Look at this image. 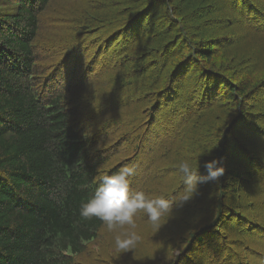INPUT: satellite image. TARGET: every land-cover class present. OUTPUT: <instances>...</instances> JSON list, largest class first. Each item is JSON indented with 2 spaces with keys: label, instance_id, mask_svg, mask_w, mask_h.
<instances>
[{
  "label": "rangeland",
  "instance_id": "rangeland-1",
  "mask_svg": "<svg viewBox=\"0 0 264 264\" xmlns=\"http://www.w3.org/2000/svg\"><path fill=\"white\" fill-rule=\"evenodd\" d=\"M77 1L84 4L85 0H61L43 18L41 28L45 34L41 42L46 46L41 45V48L50 54L55 53L50 59L53 70L59 69L73 86L89 84L101 92L94 95L91 90L88 95L81 96L80 104L81 109L99 110L92 129L106 138L109 143L106 146L110 145L117 151L118 157L113 159L112 165L136 164L132 188L142 189L150 196L175 198L184 191L181 174L177 170L180 160L191 158L202 165L209 161V156H219L217 143L226 136L227 167L245 164L255 156L256 162L250 167L253 177L251 182L242 186L237 182L232 186H228L231 184L226 181L223 183L221 193L226 196L224 202L227 204L224 206L228 208L225 216L231 215L230 220L233 221L228 219L229 222L220 226L225 239L208 233L205 244L194 246L191 264H237L240 251L235 246L240 243L241 247L245 243L244 234H250L246 232L251 230L237 231L252 223H255L252 233L255 232L251 240L255 244L246 251L249 264H264V83L259 90L262 92L255 99L251 95L245 103L249 112L240 114L235 105L226 104L222 96L217 95L214 82L206 81L202 72L186 67L176 84L179 93L175 100L168 105L164 102L162 108L156 103L157 114L146 116L143 112L152 111L153 106H149L154 103L150 89H157L156 86H161L169 78L174 57L179 59L187 53L184 51L187 41H182L173 31V26H176L173 21L167 16H164L166 20L162 19L165 9L158 12V0H116L111 5L138 7L141 13L137 19H123L119 16L122 13H116L105 18L106 28L100 35L81 34L68 12L71 6L78 9ZM169 1L186 25L189 39L195 44L216 39L221 46L228 43L224 50L221 49L223 56L218 55V60L231 72V78L236 73L239 76L253 74L257 82H262L264 35L255 32L260 27L249 22V12L243 17L231 10L232 0L229 3L226 0ZM259 1H262L261 9H264V0ZM143 37L160 40L164 44L139 62L140 67L134 69L129 78L127 74L131 73L130 67L134 62L128 54ZM217 48L220 46L213 49ZM143 65L148 69L146 74L140 72ZM206 91L209 94L205 97ZM108 129L111 131L104 137L103 133ZM199 170L204 173L202 167ZM219 193L217 182L200 185L198 194L182 209L162 217L159 228L148 222L146 213L138 212L135 231L140 241L131 251L117 249V233L109 232L104 226L99 240L88 247L86 255L77 259V264H161L168 261L172 257L171 251L177 249L176 246L179 249L180 243L187 241L190 232L195 230L191 224L203 225L212 214L216 218L220 211L217 210ZM231 209L242 215L244 221L236 220ZM222 248L224 250L220 253ZM173 252L174 255L180 254L177 250Z\"/></svg>",
  "mask_w": 264,
  "mask_h": 264
},
{
  "label": "trees",
  "instance_id": "trees-1",
  "mask_svg": "<svg viewBox=\"0 0 264 264\" xmlns=\"http://www.w3.org/2000/svg\"><path fill=\"white\" fill-rule=\"evenodd\" d=\"M60 1L0 0V264H77V259L86 255L88 247L99 240L105 226L95 217H81L80 206L94 194L103 175L112 174L124 166L112 165L113 159L118 157L117 151L110 145L106 146L109 144L106 138L92 129L95 128L93 121L99 110L81 109V96L88 95L91 90L94 95L101 92L89 87V84L73 86L59 69L53 70L50 59L55 53L50 54L41 48V45L46 46L41 42L45 34L41 28L42 20ZM85 1L84 4L77 1L78 9L71 6L68 11L71 20L76 23L75 28L84 35H100L106 28L105 18L116 13H124L119 16L131 21L141 13L138 7L133 8L132 5H111L116 0ZM158 1V12L165 9L162 19L166 20L167 16L173 21L176 24L173 31L182 41H187L184 47L187 53L179 59L174 57L169 78L161 86H156L157 89H150L154 103L149 108L153 106V109L143 114L154 117L157 114L156 103L162 108L164 102L167 105L173 102L179 93L176 84L182 77L181 71L190 67L198 73L202 72L206 81L214 82L218 91L222 90V93L215 91L226 104L235 105L238 113L246 115L249 107L245 103L251 95L255 99L262 92L259 90L264 85L261 86L264 77L262 82H257L253 74L239 76L236 73L231 78V72L218 60L221 49L224 50L228 43L221 46L216 39L195 44L189 39L186 25L178 18L170 1ZM244 1L232 0L229 7L243 17L249 12V22L260 27L256 30L255 27V32L264 35V32L261 33L264 30L262 1ZM144 39H139L128 54L134 62L130 67L131 73L127 74L129 78L134 69L140 67L139 62L164 44L160 40ZM216 45L220 48L214 50ZM141 71L146 74L148 69L143 65ZM208 94L206 91L205 97ZM161 99L164 101L161 102ZM110 131L105 130L103 136ZM226 140L224 136L217 143L219 156L208 158L224 160L225 173L217 182L220 190L217 210L220 211L216 218L210 214L203 225L191 224L195 227L189 234L191 242L183 240L179 249L178 246L173 249L181 255H174L175 252L171 251L172 257L161 264H191L194 246L205 244L208 233L221 239L224 236L221 224L228 219L233 221L230 220L231 215L225 216L228 208L224 206L227 204L224 202L226 196L221 193L223 183L226 181L231 184L228 186H232L237 182L242 186L251 182L253 169L250 167L256 158L254 156L245 164L227 167ZM231 211L235 213L236 220L244 221L242 215ZM254 226L255 223L248 224L244 230L237 231L251 230L246 232L250 234H244L245 243L241 247L240 243L234 244L235 249L240 251L237 253V264H249L246 251L255 244L251 240Z\"/></svg>",
  "mask_w": 264,
  "mask_h": 264
},
{
  "label": "clouds",
  "instance_id": "clouds-1",
  "mask_svg": "<svg viewBox=\"0 0 264 264\" xmlns=\"http://www.w3.org/2000/svg\"><path fill=\"white\" fill-rule=\"evenodd\" d=\"M223 163V158L212 159L202 165L191 158L180 160L177 170L181 174L184 191L175 198L150 196L142 189L132 188L137 165L125 164L112 174H105L100 178L94 194L81 204L80 215L85 219L95 217L102 221L109 232L117 233L116 248L131 251L140 241L135 231L138 212L146 213L148 222L159 228L162 217L182 209L198 194L200 185L220 181L225 173ZM201 167L204 169L203 174L199 170Z\"/></svg>",
  "mask_w": 264,
  "mask_h": 264
}]
</instances>
